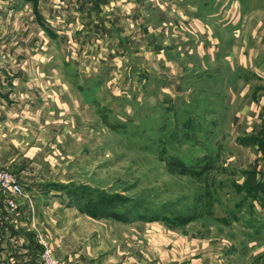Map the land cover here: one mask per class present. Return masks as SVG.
Listing matches in <instances>:
<instances>
[{"label":"rangeland","instance_id":"374dc122","mask_svg":"<svg viewBox=\"0 0 264 264\" xmlns=\"http://www.w3.org/2000/svg\"><path fill=\"white\" fill-rule=\"evenodd\" d=\"M2 1L0 23L6 31L0 43L7 47L3 50V75L5 72L8 78L9 108L3 118L8 124L1 123L0 171L12 173L23 190L39 180L25 176V170L18 167L22 162L33 168L35 175L54 179L52 188L56 190L65 182L73 184V193L67 192L66 197L74 208L79 206L80 213L84 211L81 219L87 220L89 215L106 222L105 240L98 225L82 221V226L71 228L72 244L77 231L82 239L87 234L90 243L92 238L99 241L93 250L89 243L90 255L97 254L100 264H116L111 235H122L124 230L114 223H135L131 229L145 249L142 242L150 237L153 228L149 222L153 220L156 230L164 227L171 236L174 232L184 237V247L195 248L198 256L191 264L264 261L254 253L256 243L244 252V226L233 232L229 223L220 221L235 213L236 221L244 223L247 211L244 195L238 190L244 189L241 171L254 154L235 140L243 138L244 123L255 115L245 111L251 110V101L262 100L258 96L264 93L258 90L262 82L250 79L248 85L244 83L240 95L233 94L234 102L226 106L228 116L221 117V109L203 112L210 102H199L196 97L201 94L195 92L206 88L205 92L215 97L219 95L216 89L224 91L221 79L205 78L204 84L192 85L196 86L193 91L185 82L190 79H182L181 101L177 94L166 97L158 79H148L155 74L151 50L175 47V42L190 38L189 33L205 41L226 21H231L232 32L224 31L223 38L238 34L233 35L237 56L244 37L241 58L250 54L256 65L264 57V25H258L264 12L252 5L254 8L244 13L243 4L234 6L236 0ZM195 10L203 19L195 20V32L188 33L184 29H190L187 22L194 18L186 13ZM238 13L242 22L234 26ZM101 72L102 79H90ZM232 90L237 92L234 87ZM223 102L226 105L225 98ZM214 117L219 120H212ZM220 122L222 128L217 130ZM6 158L9 164H4ZM20 197L13 196L17 214L25 210L30 220L32 215L33 220H39L41 214L32 206L26 210L22 200L18 203ZM0 201L4 202L1 192ZM15 211L9 213V221L16 217ZM249 214L254 217L251 209ZM251 216L246 215L247 221H253ZM68 217L77 215L72 212ZM180 222L181 226L176 225ZM188 223L184 233L181 227ZM46 225L32 230L33 240L40 251L37 235H41L51 245L54 257L65 264L48 236L49 232L55 237L54 228ZM154 235L159 239V234ZM34 258L41 264L38 256Z\"/></svg>","mask_w":264,"mask_h":264},{"label":"crops","instance_id":"0c3cea01","mask_svg":"<svg viewBox=\"0 0 264 264\" xmlns=\"http://www.w3.org/2000/svg\"><path fill=\"white\" fill-rule=\"evenodd\" d=\"M228 1L232 2L234 0ZM252 1L254 0H247L249 5H244V0H236L233 3L234 6L235 3L243 4L244 13H248L249 9L251 10L253 6L256 11L259 10L264 12V2L260 3V1H254L256 3V5H254ZM214 3L216 5V1ZM247 5L248 9L245 7ZM3 12V1L0 0V21L3 20ZM186 14L191 15L190 18L194 19L187 22L190 29L186 28L184 30L188 33L195 32L193 22L203 18L199 11L196 10L190 13L187 12ZM236 16L234 26H237L242 22V20H240L241 13H238ZM184 18L186 19L185 16ZM230 22L231 21H226L225 23L218 25L217 34L213 33L211 34L212 36H206L205 41H199L196 39L195 35L189 33L190 38H185L184 41L181 42H175V47L163 48L160 50L155 49V51L151 50L150 52L155 54L151 56L153 61L152 64L155 66V74H153V76L148 75V79H158L161 92L164 93L166 97L171 98L176 94L180 95L177 96V99L180 101L183 97L181 90L182 79H190L185 81L188 85H190V91H193V89L196 88V86H192L193 84H204L205 78L208 80L215 79L216 82V79H221L220 84L224 85V91L216 89L215 93L217 94L219 92V95H215L217 99H215V97L209 92H205L206 88L203 89L200 87L198 90L195 89V92L198 91V93L201 94L200 98L196 97L199 102L206 103L207 99L210 102L207 110L205 107L203 112L206 113L208 111L221 109V111H218L220 112L219 114L217 112V114L221 117L223 115L228 116L226 108L227 104L230 105L234 102L235 98L240 95V89L244 87V83L248 85L246 82H249L250 79H259L262 82V85L258 88V90L263 92L264 57L259 59V62L256 63V65L251 62L250 54H246L247 59L243 60L241 58V52L245 50L244 37H241L240 39V53L236 56L234 49L237 48V45H235L233 35L237 37L238 34L235 32L234 34L231 33L230 37L227 39H224L222 36L224 31L232 32V27H229ZM0 25L2 24L0 23ZM258 25H264V15L262 14H260ZM5 31L6 27L3 25L0 26L1 37ZM236 32H239V30ZM260 34L261 32L258 35ZM258 39H261V37H258ZM4 48L7 50L6 45L0 43V146H2L3 138L1 123L4 121V116L7 117L6 114L9 108V89L6 87L8 84V78L6 77L5 72L3 75V68H5L3 66ZM261 48L264 50V45ZM103 74L104 73L101 72L100 76L90 79H102ZM173 84L179 85L178 88H175ZM236 85L240 86L236 88ZM232 87H234L237 92L233 91ZM233 94L236 96L234 99L232 97ZM243 94L244 92L242 95ZM244 96L247 95L245 94ZM258 96L262 99L260 100V103H253L254 100H252L253 102L251 101L249 104L250 106L246 105L244 107V109H246L249 106L251 110L248 109L245 111H251V113L255 115L253 117L247 116L253 119L251 122L248 121L244 123V127L241 130L243 138L235 140V142L238 141L240 143L241 147L250 150L251 153L254 154L253 160L251 162H246L244 171H241L244 173L242 175V177H244V185H241L244 189L238 190L239 195H244V212L247 211L244 213V223L236 221L235 213L230 214L229 219L221 217L220 221L223 223H229L230 227L228 228L232 229L233 232H236L234 228L244 226V252L246 248L251 246V244H257L258 246L256 249L253 248L254 253L256 251V255L264 259V93H261ZM223 98L226 99V105L223 102ZM87 103H89L88 100ZM54 104L59 105L57 100L54 101ZM253 104H255L254 110ZM211 106L213 109H209ZM212 120L218 121L219 119L214 117ZM4 122L8 124L7 121ZM221 124L223 123L220 122L216 125L220 126L217 130L222 128ZM9 163V158H6L4 164ZM229 163H232V161ZM18 167L25 170V176L29 179L39 180V183L32 181L35 183L32 188L26 187L24 190L22 189L23 193L21 195L22 197H20L22 199L19 198L20 200L18 199V203L22 200L21 204L26 208V210L32 206L35 209V212L38 211L41 215H39V220L34 218L36 221L34 222V215H32L30 220L28 215L25 213V210L18 212L17 214L18 207H15L16 211L14 209L13 210L15 211L16 217H13V219L9 221L8 215L14 211L10 210L5 202L0 201V264H37L34 257H39V250L38 244L33 240V237H35L33 232H35L36 229L44 228L45 224H47L46 226L50 228H54L55 237L52 239L51 234L47 231L48 236L52 240L55 254L57 253L65 264H100L98 261L99 256L97 254L90 255V242L88 236L85 237L87 234H84V239H82L81 233L77 231L75 243L72 244V238L74 239V237L72 235L71 228L74 227L77 229L78 224L82 226V221H91L96 227L98 225L101 228L100 235L102 236V239L105 240L104 222H106V220H98V218L89 216L88 214L87 220L81 219V216L84 217V215H82V213L84 214V211L80 213L81 210L79 206L78 208H74L73 201L67 200L66 197L67 192L73 193L72 183L67 184L65 182L64 185L58 187L59 190H56L55 188H52V186L55 185L54 179H46V177L42 176V174L35 175L33 168L24 165L23 162L22 165L19 164ZM38 185L40 186L36 187ZM76 186L79 187L80 185ZM250 209L252 210L254 217L249 214ZM72 212L77 215V218L73 219L72 217H68V214H72ZM25 214L26 216H24ZM246 215L251 216V220L253 221H247ZM110 223L112 222L110 221ZM149 223H152L151 229H153L152 232L149 233L150 237H146L145 240L143 239V245L146 244L144 246L145 249L140 247V237H137V234L134 235V230H132L133 228L131 226L135 225V223H114V225H118L119 229L124 230L122 235H111L112 240L115 239V241H113L115 243L113 247V254H115V257L118 260L116 264H152L154 261L156 264H183V261H189L191 264L194 261V258L198 256V254L195 253V248L187 249L188 246L184 247V237L178 236L177 233L174 232H172L173 235L171 236L170 232L163 230L164 227H161L160 230H156L153 226V220ZM182 223H177L176 225L181 226ZM190 223L182 226V229H179H181L184 233H187L186 227ZM67 228H69L70 231H67ZM110 230L111 229H109V231ZM44 232L46 233L45 230ZM44 232L43 234H45ZM154 234H159V239L156 237L158 235L155 236ZM98 243L99 241L94 242L92 238V242L90 243L92 250L94 247H97ZM122 244L124 247L127 244V248H124ZM130 246H133L134 249L131 250ZM153 257L154 260L152 261ZM245 257H248V252ZM133 261L134 263H132ZM135 261H137V263H135ZM260 264H264V261H261Z\"/></svg>","mask_w":264,"mask_h":264},{"label":"built area","instance_id":"2783aa9c","mask_svg":"<svg viewBox=\"0 0 264 264\" xmlns=\"http://www.w3.org/2000/svg\"><path fill=\"white\" fill-rule=\"evenodd\" d=\"M0 192L4 195V202L10 210L16 206V201L13 196L22 195V189L15 176L7 171H0ZM39 242V258L41 264H63L61 260L54 257L51 245L37 235Z\"/></svg>","mask_w":264,"mask_h":264},{"label":"trees","instance_id":"16d2710c","mask_svg":"<svg viewBox=\"0 0 264 264\" xmlns=\"http://www.w3.org/2000/svg\"><path fill=\"white\" fill-rule=\"evenodd\" d=\"M84 189H85V188H84ZM184 220H185V219H184ZM184 220H183V221H184ZM183 221H181V222H183ZM185 221H186V220H185ZM181 222H180V223H181ZM39 248H40V247H39Z\"/></svg>","mask_w":264,"mask_h":264}]
</instances>
